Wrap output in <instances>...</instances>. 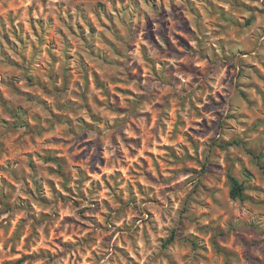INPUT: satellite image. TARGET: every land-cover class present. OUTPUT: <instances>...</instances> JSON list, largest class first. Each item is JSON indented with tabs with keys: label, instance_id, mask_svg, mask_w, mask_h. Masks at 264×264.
<instances>
[{
	"label": "clouds",
	"instance_id": "clouds-1",
	"mask_svg": "<svg viewBox=\"0 0 264 264\" xmlns=\"http://www.w3.org/2000/svg\"><path fill=\"white\" fill-rule=\"evenodd\" d=\"M0 264H264V0H0Z\"/></svg>",
	"mask_w": 264,
	"mask_h": 264
}]
</instances>
